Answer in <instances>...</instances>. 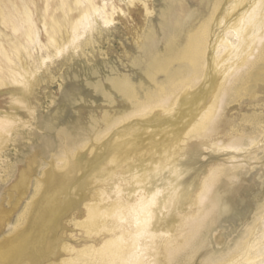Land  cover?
<instances>
[{
    "label": "bare ground",
    "instance_id": "1",
    "mask_svg": "<svg viewBox=\"0 0 264 264\" xmlns=\"http://www.w3.org/2000/svg\"><path fill=\"white\" fill-rule=\"evenodd\" d=\"M150 2L124 0L125 10L113 0H0V96L9 99L8 108L0 104V181L8 183L17 171L3 200L9 208L0 202V231L11 226L10 217L32 183L39 195L33 203L27 202L18 225L0 240V264H34L44 258L48 234L76 203L78 193L71 196V188L94 148L96 156L104 151L105 158L110 156L109 164L101 160L94 175L100 198H88L86 218L77 222L93 239L81 247L67 246L73 255L65 261L193 264L196 255L205 252L203 264H264V201L252 220L243 224L239 237L226 238L223 224L231 204L219 188L223 178L234 180L242 175V162L232 159L244 155L243 151L255 154L253 159L259 158L255 152L264 153L262 113L254 111L244 117L254 127L251 131L233 126L225 118L227 107L240 103L246 95H255V86L264 79V0H201L205 10L198 8L173 19L169 14L166 19L163 11L164 52L157 49L152 54L157 36L153 27L145 33L142 45L153 55L146 66L150 83L136 85L128 75H117L109 78L112 93L99 84L96 87L110 104L119 95L130 109L115 115L106 111L85 126L87 129L84 125L59 128L58 142L47 138L41 148L45 157L50 154L49 160L35 154L37 157H29L25 164L16 165L9 157V148L21 141L18 138H26L37 127L39 107L33 99L42 80L40 74L69 51L89 48L95 33L115 24L120 13L130 16L132 8L141 5L147 19L154 12ZM209 80L211 101L204 108L197 106L189 114L191 120L175 128L148 130L145 125L150 121L141 118L157 108L173 112L184 92L208 88ZM182 134L184 139H199L207 148L231 150L233 156L209 169L193 200L178 189L161 198V189L148 191L143 184L147 174L140 178L132 165L147 156L156 163L155 169L171 164V170L176 171V149ZM103 140V145L99 144ZM36 168L41 172L33 179Z\"/></svg>",
    "mask_w": 264,
    "mask_h": 264
},
{
    "label": "rangeland",
    "instance_id": "2",
    "mask_svg": "<svg viewBox=\"0 0 264 264\" xmlns=\"http://www.w3.org/2000/svg\"><path fill=\"white\" fill-rule=\"evenodd\" d=\"M113 2L126 10L127 5L124 0H113ZM150 4L154 8V12L147 19L144 10H141V5L132 8L130 16L120 13V16H116L115 24L110 27L104 26L100 33H95V38L89 48L83 50L79 47L77 53L73 50L69 51L60 58L59 62L52 64L49 70L40 74L42 80L34 92L33 99V103L39 107V117L35 122L37 127L33 128L35 132L32 130L30 135H25L26 138H18L21 141H17L9 148L11 150L9 157L13 162H16V165L25 164L26 160L35 154L38 157H45L44 153H41V148L47 138H51L54 144L58 142L57 130L59 128L78 129L83 127L82 125L86 128L95 122L94 120L101 118L106 111L115 115L116 112H121L126 108L130 109V104L119 95H116V101L110 104L96 87L101 86L104 91L112 93L109 78L117 75H128L136 85L141 82L148 85L150 82L146 76V66L152 60L153 55L142 48L144 38H146L145 33L153 27V32H156L157 36H155L156 44L152 43V54L157 49L164 52L166 32L164 33L162 30L163 19H169L168 14L173 19L177 15L186 16L191 10L198 8L205 10L201 0H152ZM163 11L167 13L165 18L162 16ZM82 45L84 46V44ZM155 47L157 48L155 49ZM162 78L163 76L159 80ZM98 84L99 86H97ZM207 84H210V87L193 88L184 92L179 97L173 112L167 113L162 108H157L151 115L141 118L150 121V124L145 126L147 128L149 126V131L159 126L175 128L189 119L191 120L189 114L197 106L204 108L211 101L212 81L209 80ZM0 104L4 109L9 107V99L6 95L0 96ZM177 110H180L178 116H176ZM254 111L262 113L264 121V79L255 86V95H246L240 103L230 104L225 111V118L229 122L231 121L233 126L251 131L254 127L250 123H246L244 117L251 116ZM173 113L175 114L173 115ZM51 126L53 127L51 128ZM225 126L226 124L224 128ZM95 129L97 128L95 127ZM183 135H181L182 139L176 149V171L171 170V164H167L164 169H155L156 163L147 156L134 161L132 165L140 178H144L143 176L147 174V179L143 184L148 191L153 192L157 188L161 189V198L167 196L174 189H178L188 194V200H193L201 179L209 169L232 159L233 151L231 150L214 146L207 148L199 139H184ZM104 142L105 140L99 144L103 145ZM95 149L91 153L88 152L86 156L88 159L84 161L83 167L78 173L77 183L73 184V188H71V196L75 195L74 191L78 193L75 195V205L72 208H67L65 213L58 218L55 231L48 234L49 240L44 258L35 260L36 257H34V264H72L70 261H65L72 258L73 255L72 250L67 246L81 247L85 241L93 239L88 238L84 232L85 228L78 226L77 222L86 218L84 205L89 200L88 198L93 197L96 201L100 198V186H98L97 178L94 175L101 168V160L104 159V164H109L107 161L110 156L107 155L105 158V151L101 152L100 156H96L98 150ZM85 151L86 149L82 152ZM241 153L246 155L244 151ZM255 153H259L258 159L251 158L255 154H247L245 157L241 155L232 159L242 162L243 168L240 169L242 175L234 180L223 178L219 183L220 190L226 192V199L231 204L230 214L224 218L223 224L226 238L239 237L243 224L252 220L264 201V153L262 151ZM47 155L45 159L49 160L51 156L49 153ZM39 172H41V168H36L37 176L33 179L39 177ZM16 174L17 171L8 183L0 181V202H3V206L7 208L10 205L3 200L10 184L15 180ZM108 187H112L111 183ZM37 196L39 197L35 193V184L32 183L27 196L22 199L10 217L11 226L0 231V240L10 234L13 228L18 225V219L27 202L33 203V200L38 198ZM52 235H54L53 240L50 237ZM204 256H207L205 252L198 253L193 264H203Z\"/></svg>",
    "mask_w": 264,
    "mask_h": 264
}]
</instances>
